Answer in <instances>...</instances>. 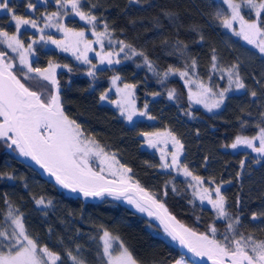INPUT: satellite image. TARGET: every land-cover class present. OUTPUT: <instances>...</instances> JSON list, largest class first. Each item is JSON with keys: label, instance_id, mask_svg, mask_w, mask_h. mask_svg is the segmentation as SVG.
<instances>
[{"label": "trees", "instance_id": "1", "mask_svg": "<svg viewBox=\"0 0 264 264\" xmlns=\"http://www.w3.org/2000/svg\"><path fill=\"white\" fill-rule=\"evenodd\" d=\"M82 2V10L91 9L99 26L104 28V24H108L113 42L123 40L138 52L142 51L152 62L153 69H149L143 56H132L126 49L130 58L120 53L116 58L120 63L103 65L95 69L96 75L92 77L87 75L89 65L77 60L71 52H64L54 44L36 43L33 67L46 68L49 61L60 65L56 68L57 80L69 118L81 125L85 136L95 139L105 152L131 169L130 180L152 193L177 222L208 235H211L207 231L209 225H213L218 229L216 238L222 239L228 221L216 219V212L211 207L197 201L188 179L175 174V169L161 167L162 155L156 149L157 144L143 149L147 143L141 133L171 132L183 144L182 167L186 165L193 175L203 178L205 186H222L225 207L231 218L240 217V223L235 225L237 232L245 236L252 234L257 241L264 240V216H261L264 213V157L243 146L236 149L225 147L233 143L237 135L251 138L259 133L260 127H264V118L261 117L264 112V58L243 48L222 28L216 13L224 6L223 2ZM28 3L29 0H10V6L25 16L30 15L26 12ZM91 4L97 7L91 8ZM42 8V5H36L34 11L38 13ZM56 8L55 0L51 1L48 10ZM65 11L69 13L64 22L67 27L77 31L88 28V24L72 13L71 8ZM243 12L245 18L255 19L251 10L246 8ZM165 13L174 16L170 19ZM1 27L8 29L9 33L15 28L6 13H0ZM25 33L35 36L31 31ZM52 35L61 38L57 33ZM24 40L28 42L29 39ZM165 40L168 43H164ZM177 41L181 43L177 44ZM0 51L8 54L3 44H0ZM213 55L217 57L216 69L212 68ZM193 60L196 62L194 69ZM233 64L238 65L239 75L247 87L228 94L219 110L209 113L188 100L167 97L169 87L181 89L186 97L185 81H199L218 92L229 86L227 75L221 69ZM64 65L72 71L69 72ZM169 67L177 71L164 75ZM185 70L189 75L182 79L179 71ZM13 72L34 91L47 95L52 87L35 75H30L33 79L25 80L21 69L15 68ZM114 76L120 77L119 84L135 86L137 106L144 109L147 105V116L154 119L127 122L112 104L115 99L113 91L105 100H100L101 94L113 88L111 78ZM253 91L257 93L256 97L251 96ZM241 160L245 161L243 168ZM237 173H240L239 178ZM3 174L12 175L14 179L0 178V230H7L10 234L13 227L7 218V200L13 209L23 213L25 227L39 246H47L61 256L57 264H73L67 255L69 251L85 264H107L100 240L105 231L116 236L138 264H174L182 257L171 239L132 204L110 199L84 203L68 196L43 180L25 164L16 150L0 141V176ZM209 180L215 183L209 184ZM41 197L45 203L51 201V205L38 206L35 200ZM253 213L260 219L252 220Z\"/></svg>", "mask_w": 264, "mask_h": 264}, {"label": "snow or ice", "instance_id": "2", "mask_svg": "<svg viewBox=\"0 0 264 264\" xmlns=\"http://www.w3.org/2000/svg\"><path fill=\"white\" fill-rule=\"evenodd\" d=\"M39 3H46L47 0H38ZM60 10L71 8L72 13L84 21L86 24L92 26V34L96 37L94 42L85 39V32L75 31L67 28L63 23L56 22L55 17L68 16L67 11H56L45 16V27H55L57 31L63 32L65 39L63 41L47 37L46 42H50L60 48L64 52H71L75 58L85 64H91L87 55L92 51V43L101 45L103 49V40L111 37V32L107 23L104 24V31L96 30L97 16L89 11H83L82 0H55ZM91 2V0H89ZM141 0H130V3H140ZM227 5L230 15L222 12L216 14L224 28L233 31L234 35L241 37L249 45L264 55V0H223ZM96 4H91V8H96ZM243 7L250 8L255 11L256 19H246L241 15ZM36 4L31 0L27 4L29 12L34 11ZM0 12H4L11 17L15 22V33L10 34L8 31L0 28V44L6 45L13 53L18 54L19 64L22 66L23 77L25 80L33 79L29 74L35 73V76L42 81H47L51 84V89L47 95L44 93L34 91L30 87L22 83L12 71L13 62L9 60L5 62L7 53L0 51V141H4L9 148L15 146V149L23 157H29L35 161L41 168L49 175L55 177L57 184L71 192H79L84 197H101L105 194L113 195L116 198L125 197L127 202L133 204L139 211L147 212L149 216H155L163 225L164 232L171 237L173 241H178L179 244L187 248V250L196 257L207 258L211 264H264V240L257 241L252 234L245 236L243 233H238L235 225L240 223V217L237 215L233 220L227 211L226 199L222 194V186L217 184L214 189L203 187V178L195 176L184 165L180 166V155L183 150V144L171 132L165 133H141L145 138V142L150 147H155L161 137L170 138L175 146V151L171 153V163L166 162L165 157L167 153L161 156V167L164 169H175L177 172H182L184 176L192 177L195 181L196 192L200 200L207 201L217 213L216 219L227 220L226 233L222 234V239H217L218 229L209 225L208 232L198 233L192 228L185 227L182 224H177L175 218L168 214L167 209L163 203H160L154 198L152 193L146 192L143 187L136 183L131 185L128 183L130 177L127 173L131 169L126 168L120 164L119 179L108 180L103 175L105 171L104 165H108L109 169L113 164H119L115 156H109L95 139L85 136V133L76 120L70 119L66 114L63 101L59 91V81L57 80L56 68L60 65L49 61L48 67L40 68L33 67V62L30 56H35L34 45L37 41L27 44L20 38L22 30L27 27L37 29L43 32L42 28L38 27L36 19L25 18L24 16L16 14L14 8L10 6V0H0ZM165 16L172 18L174 14L165 13ZM157 18V23H158ZM233 22L239 23V31L233 28ZM203 37H201V40ZM40 40L45 41V37L41 35ZM109 43H113L109 39ZM119 46V52L108 51L98 52L100 64L105 62L109 65L113 63H120L119 59L113 60V56H119L120 53H125L126 49L130 50L132 56H143L144 62L149 69H153L152 62L142 52L137 51L131 44L125 43L123 40L115 41ZM164 43H168L167 40ZM180 44V41L176 42ZM81 45L83 46L81 48ZM187 47L186 45L184 46ZM213 52L215 50L213 49ZM13 60L15 58H12ZM217 57L212 56V68L216 69ZM196 66L195 60L192 61V68ZM63 67L72 69L68 65ZM96 65L92 64L87 75L95 76ZM176 69L169 67L164 75L173 73ZM227 75L229 87L222 88L216 92L209 86L203 83L198 84V91H189L188 99L195 104H203L208 110L218 109L224 104L226 93L232 91L234 85L236 90L246 89L247 85L243 82L238 72V65L233 64L227 69H221ZM180 77L183 79L188 77V71H179ZM223 78V77H222ZM120 79L119 76L112 78V83ZM194 81H187L192 83ZM46 87V86H45ZM134 85H125L123 90L117 89V92H123L125 97L132 95L131 89ZM155 95H158L156 93ZM255 91L251 92L252 97H256ZM175 90H170L168 98L174 99ZM107 93L101 94L100 100H105ZM121 108V115L126 116L128 121L132 120L133 115L145 116L147 112L137 111L134 102L127 99L126 104L123 101H116ZM147 108V105H145ZM264 118V112L261 113ZM154 119V117H149ZM246 124V122H243ZM243 126V124H242ZM254 141H259V146L254 144ZM239 146H244L251 149L259 157H264V127H260L259 133L251 138L247 136L237 135L230 147L236 149ZM95 158L100 161V169L97 171L90 161ZM258 162V161H257ZM245 161H240V166L243 168ZM117 173L112 172L115 176ZM14 179L12 175L3 174L0 178ZM240 173H237L239 178ZM209 184L215 183L213 180L208 181ZM227 183H231L228 181ZM215 192L213 197L212 192ZM35 203L40 206L48 207L51 201L45 203L43 197L36 199ZM5 204L8 205L7 218L11 220L12 231L9 234L7 230H0V264H57L61 260V256L51 251L47 246L41 247L38 241L32 238L23 221V213H19L18 209H13L7 200ZM240 201L237 199V205ZM153 208L158 211H153ZM162 210V211H160ZM264 216V213L261 214ZM260 219L256 213L252 214V220ZM231 234V235H229ZM101 239L104 241V256L107 258V264H137L128 248L120 243L119 252L113 250L112 240L117 237L110 236L109 232L105 231ZM7 243H4V242ZM5 249H7L5 251ZM68 257L73 261V264H85L83 260L73 255L72 252L67 253ZM175 264H188L183 258L175 261Z\"/></svg>", "mask_w": 264, "mask_h": 264}, {"label": "rangeland", "instance_id": "3", "mask_svg": "<svg viewBox=\"0 0 264 264\" xmlns=\"http://www.w3.org/2000/svg\"><path fill=\"white\" fill-rule=\"evenodd\" d=\"M51 1H53V0H47V2L46 3H39L38 2V0H33V4H36L37 6L38 5H42V9H40L39 10V12L38 13H36L35 11H32V12H29L28 10L26 11L27 13H29L30 15H28V16H25V15H23V14H20V12H16V14H18V15H21V16H24L25 18H31V19H36L37 20V23H38V27L39 28H42L43 29V32H40V31H38L37 29H34V28H31V27H27L25 30H22V33H21V36H20V38L22 39V41L24 42V44H25V47L27 46V44H29V43H32V41L33 40H35V41H37V43H39V42H44V43H46V44H49L50 42H46V40H47V37H52L53 39H56V40H60V41H63L64 39H65V37H64V33L63 32H60V31H57V29L55 28V27H45V23H46V21H45V16L46 15H48V14H51V13H53V12H56V11H58V10H60L59 8H58V5L56 4V2H55V5L57 6V8H56V10L55 9H51V10H48V6H49V4H50V2ZM222 2H223V0H221ZM240 1H238L237 3H239ZM224 4V3H223ZM225 7V8H224ZM70 8V7H69ZM247 7H243L242 9H241V15H244L243 13V10L244 9H246ZM247 9H249V10H251L252 11V13L254 14V16H255V11L254 10H252V9H250V8H247ZM35 10V9H34ZM37 11V10H36ZM60 11H65V9L64 10H60ZM218 12H222V13H225V14H227V15H230V11L228 10V7H227V5H225L224 4V6H221L219 9H218V11H217V13ZM0 13H4V12H0ZM216 13V14H217ZM245 16V15H244ZM66 18H67V16H64L63 17V19L61 20V18L60 17H55L54 18V20L56 21V22H59V23H63L64 24V22H65V20H66ZM247 19V18H246ZM255 19H256V16H255ZM10 20H11V17H10ZM254 20V19H253ZM11 22L13 23V25H14V27H15V22L14 21H12L11 20ZM65 25V24H64ZM221 25H222V23H221ZM66 26V25H65ZM67 27V26H66ZM2 29H4V30H6V31H8L9 32V30L8 29H6L5 27H1ZM67 28H69V27H67ZM222 28L225 30V31H227L228 33H230L233 37H234V39L235 40H238L239 41V43H240V45L243 47V48H245L246 50H249L250 52H252L251 50H253V51H255L257 54H258V56H260L261 58H264V55H262L259 51H258V49H256V48H254L252 45H249L246 41H244L243 39H241V37H239V36H237V35H234L233 34V31L232 30H230V29H227V28H224L223 27V25H222ZM233 28L236 30V31H239V23L238 22H233ZM70 29H72V28H70ZM104 28L103 27H101V26H99L98 24H97V22H96V30L97 31H100V32H103L104 30H103ZM73 30H75V29H73ZM103 30V31H102ZM25 31H31V32H33V34L35 35V36H31L30 34H26L25 33ZM75 31H77V30H75ZM57 33V34H59L60 36H61V38H56V37H54L53 35H52V33ZM84 32H85V39L87 40V41H92V42H94L95 40H96V37L92 34V26L91 25H88V28L87 29H85L84 30ZM13 33H15V28H14V30H12V32H10V34H13ZM41 35H43L44 37H45V41H42V40H40V37H41ZM58 35V36H59ZM24 39H29L28 40V42H25V40ZM109 39H111L112 40V38L110 37V38H105L104 40H103V45H104V47H103V49L101 48V45L100 44H97V43H92V51H90V52H88L87 53V55H88V57H89V59H90V61L92 62V63H94L95 65H96V69L97 68H99V67H103V65L105 66H110L109 64H107L106 62L104 63V64H100V62H99V58H98V56H97V53L98 52H101V51H103V52H108V51H115V52H119V46L115 43V42H113L111 45H114V46H116V47H112L111 45H109ZM51 44V43H50ZM5 46V48L7 49V51H8V55H7V57L5 58V62H8L9 60H12V62H13V69H12V71H15V68H18V69H21L22 70V66L19 64V58H18V54L17 53H13V52H11V50L10 49H8L7 48V46L6 45H4ZM35 46V45H34ZM83 46L81 45V48H82ZM122 54V53H121ZM114 57V58H113ZM112 58H113V60H115L116 58H118L117 56H113ZM12 58H15L14 60L12 59ZM33 58H34V56H30V60L31 61H33ZM89 65V67L91 68V64H88ZM23 71H26V69H23ZM57 72V71H56ZM15 75H17L15 72H13ZM22 73V72H21ZM23 75V74H22ZM29 75H35V73H31V74H29ZM96 75V74H95ZM167 76H169V75H167ZM93 77V76H92ZM17 78L19 79V77L17 76ZM228 79V78H227ZM22 83H23V81H21ZM111 82H112V78H111ZM200 82L198 81H196V83L194 82V83H187L186 81H185V87H186V97H184V94H183V92H182V90L181 89H178V88H175V87H169V88H167V97H168V93H169V91L170 90H175V96H174V99H171V100H188V102L190 103V104H192V105H194V106H198V107H201L204 111H206V112H209V113H212V112H215L216 110H219L220 108H218V109H213L212 111H208L204 106H203V104H195V103H193V102H191V101H189V99H188V96H189V91L191 90L192 92H196V91H198V84H199ZM112 85H113V88H111L110 90H107L106 92H104V93H107V96H108V94H111L112 93V91L113 92H115V96H114V98L115 99H113L112 100V104L114 105V107L118 110V112H119V114L121 115V108H120V106L117 104V103H115L116 101H123V102H125V104H126V101H127V99H130V100H132L133 102H134V106H135V108L137 109V111L139 112V111H145V112H147V108H140V107H138L137 106V103H136V97H135V89L134 88H132L131 89V93H132V95L130 96V97H125L124 96V94H123V92H120V93H118L117 92V89H121V90H123L124 88H125V85H129V84H119V82L118 81H116L115 82V84H113L112 83ZM229 87V86H228ZM236 89H235V87H234V85L232 86V91H230V92H228V93H226V96L228 95V94H230V93H232V92H234ZM236 91H239V90H236ZM46 93V92H45ZM222 106V105H221ZM127 122H135L137 119H149V117L147 116V115H145V116H140V115H133V117H132V120L131 121H128L127 119H126V116H124V115H121ZM157 132H159V133H165V132H168V131H165V130H163V131H154V133H157ZM257 135V134H256ZM165 141V137H161L160 139H159V141L157 142V151H159L160 153V155H163V154H165V153H167V155H166V157H165V160H166V162H170L171 163V153L173 152V151H175V146H174V144H173V142H172V140L170 139V138H167V142L165 143L164 142ZM254 144L256 145V146H259V141H254ZM240 148L242 147V146H239ZM244 147V146H243ZM9 148V147H8ZM14 150H16L14 147H12ZM11 149V148H10ZM16 152H17V150H16ZM18 153V152H17ZM19 155V154H18ZM108 155L109 156H113L112 154H109L108 153ZM182 156H183V150H182V152H181V155H180V166L182 167V165H181V160H182ZM90 163L92 164V166L97 170V171H99V169H100V167H101V165H100V161L98 160V159H95V158H93L91 161H90ZM120 164L121 163H119V164H113V167L111 168V169H109V167H108V165L106 164V165H104V167H105V171H104V173H103V175L106 177V179H108V180H117L118 181V179H119V167H120ZM113 171H115L117 174L115 175V176H113L112 175V172ZM175 172V174H178V175H180V176H182L183 178H186V179H188V181L191 183V186H192V189H193V195H194V197L197 199V201L199 202V203H201V204H205V205H207V206H209V207H211L212 208V206L210 205V204H208L207 203V201L205 200V201H201L200 200V198H199V196L198 195H196V194H194L195 192H196V186H195V181L194 180H192V177H190V176H184L183 175V173L182 172H177V171H174ZM127 176L129 177V172L127 173ZM203 187H205V188H209V189H214L215 188V186H205L204 185V183H203ZM221 191H222V189H221ZM222 194H223V192H222ZM212 195H213V197H215V192L213 191L212 192ZM213 209V208H212ZM216 215H217V213H216ZM177 222V221H176ZM177 224H182V223H179V222H177ZM183 225V224H182ZM186 227V226H185ZM162 231V230H161ZM103 234H104V232L101 234V236H100V240H101V243H102V246H103V248H104V241L101 239V237L103 236ZM110 234V233H109ZM110 236H112V237H116V236H114V235H112V234H110ZM111 243H112V245H113V250H114V252H116V253H118L119 252V245H120V241H119V239H116V240H112L111 241ZM181 258H183L185 261H187V259L184 257V256H182ZM180 258V259H181ZM107 259V258H106ZM188 262V264H192V263H190L189 261H187ZM138 264V263H137ZM175 264V263H174Z\"/></svg>", "mask_w": 264, "mask_h": 264}, {"label": "water", "instance_id": "4", "mask_svg": "<svg viewBox=\"0 0 264 264\" xmlns=\"http://www.w3.org/2000/svg\"><path fill=\"white\" fill-rule=\"evenodd\" d=\"M213 1H217V0H213ZM149 145H145L143 147V149H146ZM15 148V146H13ZM18 152V151H17ZM19 154V152H18ZM20 157L23 158L25 164H27L28 166H30L31 168H33L37 174L45 181H48L49 183L53 184L59 191L64 192L66 195L71 196L73 198H79L81 199L84 203H95L98 201H103L104 199H110L113 201H117V202H121V203H128L127 199L125 197H120V198H116L113 195H103L101 197H84L81 193L79 192H71L69 189H65L63 188L61 185L57 184L55 177L49 175L47 172H45V170L43 168H41L38 164L35 163V161L31 160L29 157H23L19 154ZM128 183L131 185L136 184V182L133 180H128ZM146 191V190H145ZM148 192V191H146ZM155 198V197H154ZM161 203V202H160ZM133 205V204H132ZM134 206V205H133ZM135 207V206H134ZM164 207L166 208V206L164 205ZM136 208V207H135ZM167 209V208H166ZM153 211H158L157 209L153 208ZM162 211V210H160ZM168 214L171 215L172 217H174L169 210L167 209ZM144 214L145 217H147L148 219H150L156 226H158L162 232L168 236L165 232H164V228L163 225L160 223V220L157 219L155 216H149L147 212H142ZM176 221V220H175ZM170 239L171 237L168 236ZM171 241L174 243V245L179 249L180 253L182 256H184L187 261H189L192 264H211V261L207 260V258H202V257H196L193 256L192 253H190L187 248L182 247L178 241H173L171 239Z\"/></svg>", "mask_w": 264, "mask_h": 264}]
</instances>
